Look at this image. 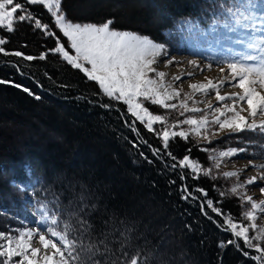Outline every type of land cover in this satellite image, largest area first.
<instances>
[{
    "label": "trees",
    "instance_id": "obj_1",
    "mask_svg": "<svg viewBox=\"0 0 264 264\" xmlns=\"http://www.w3.org/2000/svg\"><path fill=\"white\" fill-rule=\"evenodd\" d=\"M229 1L146 0L156 15L152 26L122 20L124 8L119 0L92 3L88 13L77 9L82 0H62V9L74 22L102 24L111 20L113 30L135 31L174 44L183 21L197 22L202 29L214 21L220 22L221 8L227 7ZM147 5L140 6V10ZM26 7L55 35L48 36L45 29L35 28L34 21L18 22L11 32L0 26V39L6 41L0 45L5 49L0 52V211L10 214L0 213V230L5 231L10 222L16 223L13 221L16 217L32 223L35 218L24 203L36 207L38 200L58 216L60 231L65 230L66 224L71 225L69 239L107 238L111 252L103 253L101 248L103 254H97L92 264L97 261L111 264L122 252H127L128 258L139 253L142 264H257L244 255L245 251L250 256L253 252L239 239L237 249L228 243L234 238L222 232L221 221L220 228L215 227L212 219L219 222L217 215L204 202L206 198L194 190L203 187L214 206L218 203L215 207H228L232 214L238 213L237 198L221 196L226 191V181L190 180L173 159L189 153L190 143L174 140L170 149H164L152 132L133 123L123 104L110 100L95 81L68 64L60 54L50 51L56 47L57 37L66 49L69 46L47 9L43 5ZM15 52L23 55L12 54ZM27 56L33 59H26ZM25 117L45 128L39 133L37 126ZM22 121L30 127L15 130L16 122ZM54 125L62 128L61 138L44 142L41 148L39 141L45 139ZM24 131L28 135L21 143L24 149L21 153L13 141ZM258 141L256 136L252 138L250 148L258 149ZM100 148L107 150L106 154L99 152ZM90 152L94 154L93 160L87 157ZM107 170L118 175L119 184L110 179V173L109 179L104 180ZM121 183L128 186L121 190L118 187ZM98 185L106 187L107 193L115 198L104 195V190L95 191ZM183 185L197 199L186 196ZM134 199L136 203L140 200L153 205L160 221L148 220L143 210L126 212V205L134 203ZM199 199L207 211L205 215ZM82 221L86 222L85 227L90 226V232L83 236ZM105 223L120 225L127 236L120 238L117 233L105 236L102 232ZM174 223L180 230L173 233ZM198 228L203 229L202 234L197 232Z\"/></svg>",
    "mask_w": 264,
    "mask_h": 264
},
{
    "label": "snow or ice",
    "instance_id": "obj_2",
    "mask_svg": "<svg viewBox=\"0 0 264 264\" xmlns=\"http://www.w3.org/2000/svg\"><path fill=\"white\" fill-rule=\"evenodd\" d=\"M26 5H43L45 9L54 18V23L63 37L67 38L70 50H73L75 55H71L59 37L56 39V47L50 49L54 53H58L62 58L74 68L83 71L90 80L96 81L100 89L105 95L117 100H123L128 106V112L135 116L141 122L147 117L146 126L152 129L154 122H165L167 117L161 115H152L149 110L142 106V103L137 98H142L143 101H151L153 104L161 105L165 109H176L175 103H167L173 97H178L180 92L172 89L169 91L170 85L166 84L164 77L166 73L157 71L153 64L158 61V58L166 55L165 46L154 42L146 36H142L129 31L113 30L110 25L111 20L102 24L94 23H77L69 20L66 13L62 9V0H24L23 3L18 0H0V26H3L8 31H15L14 25L18 22L34 21V27L46 30V35L54 36L55 33L48 30V25H42L41 21L32 15V12ZM19 13V15H17ZM221 14L227 16L230 23L226 22L222 27L228 32H239L240 39L234 40V44L240 45L238 49H227L228 55L217 58L213 56V61L216 63H227L230 70V77H226L217 82L211 79L207 80L206 84H191L190 88L204 94L212 90L216 91V100L218 102L230 99L233 105H225L224 109L214 108V105L209 103L206 106L207 111H215L219 113L213 117L211 121L206 115L200 119H194L189 116L184 121L178 123L187 124L191 132H200L205 129L209 123L219 124L223 129L227 126L229 129L238 131L243 129L259 130L264 133V120L257 122L252 119L250 123L246 122V118L240 115L236 110L235 104L238 102H246L248 105L247 111L249 117L256 115H264V94L257 91V85L264 89V0H232L228 7L221 8ZM186 23V22H185ZM215 23V21H214ZM4 39H0V45L5 44ZM0 52H5L4 48H0ZM8 54V53H5ZM17 56L23 55L21 52L12 53ZM44 58L43 54L40 57ZM26 59H33L27 56ZM176 62L175 59L166 62V66ZM194 67H199L196 61H190ZM85 64L90 65L86 67ZM207 67H211L209 64ZM224 69H221L223 72ZM152 73L153 76H150ZM189 77L192 73L187 74ZM181 76L173 77V80L179 81ZM225 84L238 86L243 91L242 93H229L226 95L219 94V88ZM28 91V89H24ZM186 99L181 101L179 108L183 109L181 115L186 112L198 113L202 110L199 108L189 109L187 101L191 100V95L185 93ZM240 111H244L241 109ZM226 113H232L228 117ZM221 117H225L221 120ZM189 133L186 132H171L165 130L163 132V140L165 147L168 146L170 137L180 136L186 138ZM246 149H233L222 151L218 154L220 158L234 156L238 151L244 152ZM156 150H154L155 152ZM171 155V153H169ZM175 160L176 158L173 157ZM210 159H216L215 156ZM251 164V162H250ZM173 165L172 167H176ZM179 166L189 167L193 171L199 168V164L190 161L189 156L185 155L179 161ZM216 168H219L220 161L217 159ZM257 168H264V164L253 165ZM248 166L246 165L245 168ZM208 170H205V175ZM224 177H237V183L229 190L233 195H238L239 190L248 185L255 184L258 180H264V173L257 176L247 178L244 183L239 182L240 170L229 171L222 173ZM200 191H203L202 189ZM260 192L264 195V187L260 188ZM226 195V193H221ZM187 198V197H185ZM240 200L244 204L250 205L246 211L242 213V217L246 221H252L257 214H264V200L256 201L253 197L246 194L240 195ZM208 207L214 212L219 213V209L213 207V201H207ZM40 219L36 221L38 227L36 229H26L20 231L17 236L11 234L0 233V257H4L0 264H14L13 258L20 259L15 264H34L40 259L44 264H92V259L97 254L110 253L107 238L101 240H80L69 239V231L71 225L66 224L64 231H58L55 225L59 222L56 214H50L47 206L41 204ZM235 217L226 215L224 223L221 227L225 231H231L234 239L228 241L229 244H235L240 247L238 239H243L245 247L255 249L259 255H251L248 251L244 252L245 256H250L253 261L264 264V227L256 229V225L246 226L244 223H236ZM86 222H81L83 229L81 235L90 232V226L85 227ZM43 228V231H41ZM256 230L255 236H250L249 232ZM39 238V244L45 249V254L39 256L40 249L32 247V238ZM225 245L222 243L221 247ZM51 247L54 249L53 256L47 254V250ZM124 245L121 244V249ZM103 248V253H101ZM29 252L31 257L29 258ZM99 264V261L96 262ZM111 264H142L140 254L135 253L128 258L127 252H122L121 256L116 260H112Z\"/></svg>",
    "mask_w": 264,
    "mask_h": 264
},
{
    "label": "rangeland",
    "instance_id": "obj_3",
    "mask_svg": "<svg viewBox=\"0 0 264 264\" xmlns=\"http://www.w3.org/2000/svg\"><path fill=\"white\" fill-rule=\"evenodd\" d=\"M101 2V0H82V3L77 6V9L80 10L79 12L81 13H88L91 11L90 4L95 3V2ZM114 1V0H113ZM119 5L124 8V12L122 13V20L125 22H132L136 24H145L147 26H152L154 23V9L153 7H150L147 5L146 0H119ZM143 3V4H142ZM232 3V0L229 1L227 7ZM147 5L143 8V10H140V6ZM150 8V9H149ZM54 19V18H53ZM221 21L220 22H215L210 25H208L205 28H200L199 24L197 22L193 21H183L179 25V35L177 38L176 43L174 44H168V43H163L161 41L155 40L151 38L148 35H143L139 34L138 32L135 31H130L132 33H136L142 36L149 37L152 39L154 42L162 44L165 46L166 49V55H163L158 58V61L152 65L157 71H161L166 73V76L164 77V80L166 84L170 85L169 91L172 89H175L180 92V95L178 97H173L171 101H167V103H175L178 105L176 109H165L161 105L153 104L151 101H143L142 98H137L139 102L142 103V106L147 108L149 112L152 115H161L164 117H167V120L165 122H154L152 129H149L146 124H147V117H145V121L141 122L138 120L135 116H133L130 112H128V106L126 103H124L123 100H117L114 98H110L107 95L101 92L108 97L110 100L113 102H120L121 104L124 105L126 109V114L131 116L133 123L135 124H140L144 126V128L154 135V137L158 140H160L161 145L164 149L167 150L169 148V144L173 142L174 140H181L182 142L185 143H190L189 144V153L184 154L182 157L175 159L176 164L178 165L179 168H183L185 170L186 176L190 180H194V182L200 181V179L204 178H211V179H217L220 182H225V192L226 195H221L224 197H234L237 198L238 204L240 206V212L238 213H231V210L228 207H215L218 205V203H215L216 205L213 207L218 208L220 211L214 212L212 208L210 210L217 215L219 222L215 221L214 219L213 222L215 223V227L220 226V221L223 225L224 223V217L226 215H230L232 217H235L236 220L234 222L236 223H244L246 226H250L252 224L256 225V229L258 230L261 227H264V214H257L256 218L252 221H246L242 217V213L246 211L248 208H250V205L244 204L240 200V195L246 194L248 196L253 197L254 200L256 201H261L264 200V195L261 194L260 188L264 187V180H258L255 184L253 185H248L243 189L239 190L238 195H233L229 190L237 183V177H224L222 173L224 172H229V171H236L240 170V175H239V182L244 183V181L247 178H250L252 176H257L259 174L264 173V168H257L254 167L253 165H260L264 164V133L260 132L258 129L257 130H249V129H243V130H238L234 131L229 129L227 126L225 128L221 129L219 124H211L207 125L205 129H201L200 132H191L190 127L187 124L184 123H178L179 121H184L187 119L189 116H191L194 119H200L201 116L206 115L208 120L211 121L214 116L219 115V113H216L214 110L209 112L206 109V106L211 103L214 105V108H219L221 110L224 109L225 105L232 106L233 101L230 99H226L224 101L218 102L216 100V91L212 90L207 94H204L199 91H195L192 88H190L191 84H206L208 79H211L213 82H217L221 79H224L226 77H230V70L228 69L227 63H216L213 61V56H216L217 58L228 55L229 53L227 52V49L233 48V49H238L240 45L234 44L233 41L240 39L241 35L239 32H234L230 33L227 31L226 28L222 27V25L226 22L230 23L228 20L227 16L222 14L221 16ZM74 22V21H73ZM186 22V23H185ZM79 23V22H77ZM83 24V23H82ZM56 26V25H55ZM111 27V25H110ZM112 28V27H111ZM58 29V28H57ZM113 29V28H112ZM59 30V29H58ZM117 30V29H114ZM118 31H126V30H118ZM67 39L66 37H64ZM69 48V47H68ZM69 50L71 55H75L73 50ZM62 57V56H61ZM163 58V59H162ZM179 59L176 60V62L167 65L166 62H162V60L167 59ZM190 61H196V63L199 65V67H194L192 64H190ZM209 64H211V67H207ZM86 67H90V65L85 64ZM221 69H224L223 72H221ZM83 72V71H82ZM84 73V72H83ZM192 73V75L189 77L187 74ZM85 74V73H84ZM86 75V74H85ZM150 76L154 75L152 73H149ZM175 76H181V79L179 81L173 80V77ZM86 77H88L86 75ZM96 82V81H95ZM97 85L99 86L98 82H96ZM257 91H260L262 94H264V89H261L259 85L256 86ZM242 89L239 88L238 86H232L231 84H225L223 87L219 88V94L220 95H226L229 93H242ZM185 93L191 95L192 99L187 101V106L189 109L191 108H199L202 111L198 113H192V112H186L183 115H181V112H183V109L179 108V105L181 101H184L186 99ZM235 108L237 111L240 112V115L244 116L246 118V122L250 123L252 119H255L257 122L264 120V115H256L255 117H249L248 116V105L246 102H238L235 104ZM241 109H244V111H240ZM38 113V111H36ZM6 115H9L8 113ZM228 117L232 116V113H226ZM41 117H44V114H41ZM8 118V117H6ZM27 117H25L26 119ZM225 117H221V120H224ZM10 119V118H9ZM27 122L33 123L36 125L37 131L39 133L43 131L44 126H41L39 122H37L34 119L27 118ZM13 120V119H12ZM26 122V121H25ZM25 122H16V126L14 127L15 130H19L21 128H27L28 126L30 127V124L25 123ZM21 125V126H20ZM61 127L60 125H54L52 127V130L47 131V134L45 135V139H42V141H39L38 143L41 145H44V142H49V141H58L60 136H62L61 133ZM167 130L169 133L171 132H186L189 133L186 138L180 137V136H175V137H170L168 141V146L165 147L164 145V140H163V132ZM29 132V130H27ZM27 131H24L25 134L20 135L19 137H14L13 145L16 146L20 150L21 153H24V149L22 148L23 144L22 141L27 139ZM259 138V141L257 144L259 145L258 149L250 148L251 145L250 143L252 142V138L254 137ZM2 138V137H1ZM235 140V142L233 141ZM1 140V139H0ZM2 141V140H1ZM1 144V143H0ZM197 147V149H196ZM233 148V149H246L244 152H237L234 156L227 157V158H220L218 154L222 151H227L228 149ZM198 150V151H197ZM99 152H103L106 154L107 150L101 149ZM43 153V151H42ZM97 154V153H96ZM203 154V155H202ZM98 155V154H97ZM96 155V157H97ZM185 155L189 156L190 161L196 162L199 164V168L195 171L189 167H181L179 166V161L183 159ZM94 154L90 152V154L87 155L88 159L91 158L93 160ZM201 156H204L203 159H201ZM215 156L216 159H210V157ZM86 159V158H85ZM217 159L220 161V166L219 168H216L214 165L217 162ZM251 162V164H250ZM174 164H171V167ZM248 166L245 168V166ZM177 167V168H178ZM205 170H208V174L205 175ZM110 173V179L114 178L116 179L117 183L119 184L120 180L118 179V175H115L112 170H107L106 172V178L104 180L109 179V174ZM1 176V175H0ZM185 177V175H184ZM108 178V179H107ZM223 179V180H220ZM111 181V180H109ZM115 180H113L114 182ZM115 181V182H116ZM112 182V181H111ZM124 185L121 183L118 187L119 189L123 188ZM129 185H132L130 183ZM128 186V185H126ZM184 189H185V185ZM94 187V186H91ZM82 188V186H81ZM90 188V187H89ZM98 189V190H95ZM203 191H200V190ZM95 191H106V187H102V185H98L94 187ZM122 190V189H121ZM196 192H198L202 198L204 199L205 203L207 204V201L210 200L208 199L207 195L208 192L206 189L203 187L200 188H194ZM222 191V190H221ZM223 192V193H225ZM185 195L192 198V199H197L195 196H193L187 189H185ZM108 196H113L115 198V195L111 194L109 195L107 191L104 193V195ZM230 195V196H229ZM227 197V198H228ZM134 203H136V199H134ZM201 199H199V206L201 212L205 215L206 214V209L205 207L202 206V202H200ZM222 202L221 200H219ZM36 202V207H33L30 204L24 203L25 209H28L31 214L34 216L35 220H33L32 223L27 224L25 221L26 219L22 217H16L13 221L16 223L10 222L7 225V229L5 231L0 230V233H6V234H11L12 236H17L20 231L26 230V229H36L38 227V224L36 221L40 219V211H41V204H44L43 201H35ZM145 202V201H144ZM142 201H137L136 204L132 203L131 205H126V212H133V211H141L143 210V214L147 215L149 218L148 220L156 219V221H160V217H156L154 214V207L153 205L149 204V202L144 203ZM217 202V201H216ZM227 202V201H226ZM225 202V206L226 203ZM48 210V209H47ZM48 212L51 214V212L48 210ZM7 214L8 216L10 215L9 213H4ZM209 219L210 217L206 215ZM19 224V225H18ZM55 228L60 231L58 224L55 225ZM178 224L174 223L172 225L173 233L176 231H179L178 229ZM220 228V227H219ZM222 232H227L232 235L231 231H225L223 227ZM122 227L120 225L116 226L114 224H107L105 223V227L103 228V233L107 237L113 236L115 233H117L118 237L123 238L126 237V233L122 231ZM203 229L198 228L197 232L202 234ZM41 231H43V228H41ZM257 234L256 230H251L249 232L250 236H255ZM234 238V237H233ZM243 244L244 241L243 239H239ZM0 243H4V241L0 240ZM241 244V243H240ZM235 248L237 249V246L234 244ZM245 246V245H244ZM32 247H36L40 249L39 256H43L45 254V249L39 244V238L33 237L32 238ZM181 247V246H180ZM182 248V247H181ZM179 248V249H181ZM247 248V247H246ZM249 249V248H248ZM251 252H253V255H259L255 251V249H249ZM54 249L49 247L47 250V254L49 256H53ZM250 257V256H249ZM29 258L31 257V253L29 252ZM3 259H5L3 257ZM20 258L19 257H14L13 262L15 264L16 261H18ZM55 260V257L53 256V261ZM257 262V261H256ZM34 264H37V262L34 260ZM38 264H44V261L40 259L38 261ZM51 264V262H50ZM259 264V262H257Z\"/></svg>",
    "mask_w": 264,
    "mask_h": 264
},
{
    "label": "bare ground",
    "instance_id": "obj_4",
    "mask_svg": "<svg viewBox=\"0 0 264 264\" xmlns=\"http://www.w3.org/2000/svg\"><path fill=\"white\" fill-rule=\"evenodd\" d=\"M162 59H163V58H162ZM169 60H173V59H170V58L167 59V61H169ZM176 60H179V59H176ZM176 60H175V61H176ZM167 61H166V60H164V61L162 60V62H167Z\"/></svg>",
    "mask_w": 264,
    "mask_h": 264
}]
</instances>
